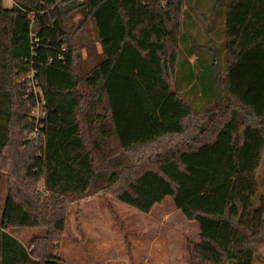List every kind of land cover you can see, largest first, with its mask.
I'll return each mask as SVG.
<instances>
[{
    "label": "trees",
    "instance_id": "obj_1",
    "mask_svg": "<svg viewBox=\"0 0 264 264\" xmlns=\"http://www.w3.org/2000/svg\"><path fill=\"white\" fill-rule=\"evenodd\" d=\"M12 4L0 3V264H66L50 248L70 206L105 193L147 214L172 196L200 225L191 264H254L264 248V0ZM89 24L96 39L80 34ZM85 48L97 53L86 70ZM32 71L38 94L18 81ZM38 99V136L24 141ZM209 105L219 120L199 118ZM15 227L45 234L24 244Z\"/></svg>",
    "mask_w": 264,
    "mask_h": 264
},
{
    "label": "rangeland",
    "instance_id": "obj_2",
    "mask_svg": "<svg viewBox=\"0 0 264 264\" xmlns=\"http://www.w3.org/2000/svg\"><path fill=\"white\" fill-rule=\"evenodd\" d=\"M0 3L8 7L13 5L12 0H0ZM73 18L75 21L80 19L77 14ZM198 26L197 32L201 34L200 43L210 45L208 34L202 24ZM80 34L82 37L90 35L92 39H96L92 24L84 28ZM214 42L219 44L220 40L214 36L212 43ZM95 47L97 52L101 51L98 43ZM80 54L81 67L84 70L92 67L97 60V53H91L88 48L81 49ZM190 60L193 62L195 57H190ZM218 63L219 77L224 86L225 58H219ZM25 75L18 78V81L26 80L28 84L29 78L25 79ZM28 87L35 92L39 90L32 84H28ZM225 102L229 103L227 97ZM219 110H221L219 105H209L203 109V114L199 118L216 120L219 118ZM39 114V106L33 107L29 113L30 122L34 126ZM37 136L38 132L33 129L23 131L21 137L24 141H30ZM144 152L145 150L141 149L126 155L128 158H136ZM42 183L43 181L41 185ZM259 184V191L264 195V160L259 172ZM6 192V182L4 177H0V209ZM68 212L66 230L58 241L53 245L51 243L50 248L53 254L66 264H191L189 242L199 241L200 225L197 221H189L177 212L171 196L163 203L157 204L149 214L136 210L120 202L114 195L106 193L74 203ZM12 230L24 244L34 236L45 234L43 228L15 227ZM46 250L49 249L46 247ZM260 255L254 264H264V248L261 249Z\"/></svg>",
    "mask_w": 264,
    "mask_h": 264
},
{
    "label": "built area",
    "instance_id": "obj_3",
    "mask_svg": "<svg viewBox=\"0 0 264 264\" xmlns=\"http://www.w3.org/2000/svg\"><path fill=\"white\" fill-rule=\"evenodd\" d=\"M33 77H34V73H33V71L32 72H29V73H27L25 76H24V78L26 79V78H29L28 79V84H32V85H34V87H38L37 86V84H35V82L33 81ZM38 89H39V87H38ZM34 93L35 94H38V92H35L34 91ZM42 100H37V105H36V107H38L39 106V110H40V114L38 115V118H36V123H35V128H34V130L36 131V132H38V128H39V118L42 116V115H44V112L42 111ZM35 107V108H36Z\"/></svg>",
    "mask_w": 264,
    "mask_h": 264
},
{
    "label": "crops",
    "instance_id": "obj_4",
    "mask_svg": "<svg viewBox=\"0 0 264 264\" xmlns=\"http://www.w3.org/2000/svg\"><path fill=\"white\" fill-rule=\"evenodd\" d=\"M171 197H172V196H171ZM166 199H167V198H166ZM166 199H165V200H166ZM172 199H173V197H172ZM173 203H174V200H173ZM174 204H175V203H174ZM175 209H176L177 212H179L180 214H182L183 217H185L184 214H183V212L181 211V209H178L176 206H175ZM199 231H200V230H199ZM199 234H200V232H199ZM199 234H198V239H199V241L195 240V241H197V242H200ZM108 261H110V260H108Z\"/></svg>",
    "mask_w": 264,
    "mask_h": 264
}]
</instances>
